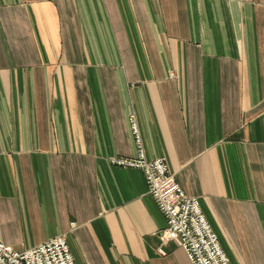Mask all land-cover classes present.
<instances>
[{
    "label": "crops",
    "instance_id": "obj_1",
    "mask_svg": "<svg viewBox=\"0 0 264 264\" xmlns=\"http://www.w3.org/2000/svg\"><path fill=\"white\" fill-rule=\"evenodd\" d=\"M165 159L231 264H264V0H0V239L77 264H191L140 170Z\"/></svg>",
    "mask_w": 264,
    "mask_h": 264
},
{
    "label": "built area",
    "instance_id": "obj_2",
    "mask_svg": "<svg viewBox=\"0 0 264 264\" xmlns=\"http://www.w3.org/2000/svg\"><path fill=\"white\" fill-rule=\"evenodd\" d=\"M132 134L137 145V156L112 158L114 166L140 170L147 181L149 192L167 220L160 232L162 246L177 242L186 252L191 264H231L217 234L202 211L200 201L189 197L171 174L165 159L149 161L142 144L136 116L130 117ZM0 264H77L65 237L51 239L33 249L19 252L0 239Z\"/></svg>",
    "mask_w": 264,
    "mask_h": 264
}]
</instances>
